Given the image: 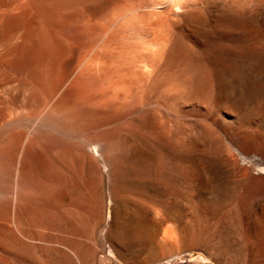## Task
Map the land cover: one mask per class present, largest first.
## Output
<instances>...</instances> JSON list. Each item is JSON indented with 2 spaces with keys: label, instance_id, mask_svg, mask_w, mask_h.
<instances>
[{
  "label": "rangeland",
  "instance_id": "374dc122",
  "mask_svg": "<svg viewBox=\"0 0 264 264\" xmlns=\"http://www.w3.org/2000/svg\"><path fill=\"white\" fill-rule=\"evenodd\" d=\"M49 121L82 154L0 264H264V0H0V175Z\"/></svg>",
  "mask_w": 264,
  "mask_h": 264
},
{
  "label": "bare ground",
  "instance_id": "6f19581e",
  "mask_svg": "<svg viewBox=\"0 0 264 264\" xmlns=\"http://www.w3.org/2000/svg\"><path fill=\"white\" fill-rule=\"evenodd\" d=\"M44 125H47L51 129H53L56 132V134H51V135L49 134L46 136V140H45V145L47 149L46 153H38L34 151L35 155L36 154L38 155L39 160L38 159L37 160L40 161L37 163L34 161L36 163V166L38 167V179L39 180L37 179V177L36 178L34 177L33 170L29 169L28 167L29 165L27 166L26 164L25 165L23 164L24 167L22 166V168H20V166L18 167L21 170H20V173L17 174L18 176L16 175V178H15L14 166L16 164V156H15L16 152H14L11 155L9 164L7 165L5 164L6 165L5 170L4 171L2 170V174L0 175V196H1L0 212L2 214V218H1L2 222L3 220L4 222H8L10 218L12 220L13 218L12 211H14L15 212L14 219H16L18 223L20 224L23 220H26L28 223L35 224V225L42 223L43 218H39L37 214L38 212H40L42 209H45V208L40 209V207L38 208L36 204V201L40 199V196L37 194L38 192L37 193L35 192L37 186H35L36 187L35 189L32 187L31 190H29V187H28L29 191L28 193L27 192L25 193L24 191L26 190L25 189L26 186L27 185L32 186L34 184H37L38 187L46 188L47 185L44 184L46 183L45 182L46 180L48 181L50 180V182L54 186L55 185L57 186L58 183H62L66 181V178L68 175V172H67L68 165H70L69 164L70 158L73 156V154H78V153L79 155L82 154V148L80 144L73 143L64 137L63 133L65 134L69 133L66 129H64L62 126L57 125V123H54V121L52 122L49 121L48 123ZM40 140L41 139H39V141ZM253 140L256 143L259 141H264V136L255 137ZM95 141H97V139ZM95 141L90 143L92 153H97L96 145L98 142H95ZM42 147H45V146H42ZM73 150H76V153H72ZM24 151L26 152L25 154H27L28 151H29L28 153H30V150L28 151L24 150ZM40 151H42L41 148H40ZM28 157H31V156H28ZM41 163H44V164H41ZM41 180H45V181H41ZM13 188H15L14 189L15 192L13 191ZM23 189L25 190L23 191ZM48 189L49 188L45 189V193H43L44 191H41V190L40 191L43 194H45V196H48L46 195V193L48 192ZM37 191L39 190L37 189ZM13 192L14 194L11 195V193ZM45 204H46L45 207L48 208L47 209L48 212L51 211V204H49V200H47ZM43 215L44 214H42V217H45ZM16 220L14 221L16 222ZM5 225H9V224L5 223ZM7 228L8 227H6V229Z\"/></svg>",
  "mask_w": 264,
  "mask_h": 264
}]
</instances>
